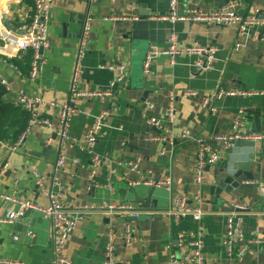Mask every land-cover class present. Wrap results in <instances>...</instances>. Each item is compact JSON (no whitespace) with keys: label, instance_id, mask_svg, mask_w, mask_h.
<instances>
[{"label":"crops","instance_id":"1","mask_svg":"<svg viewBox=\"0 0 264 264\" xmlns=\"http://www.w3.org/2000/svg\"><path fill=\"white\" fill-rule=\"evenodd\" d=\"M231 0H180V13L200 9L216 11ZM237 12L243 17L264 19V0H235ZM33 0H0V33L7 30L19 34L33 15ZM168 0H55L48 21L50 47L44 52V63L38 79H31V50L19 52L10 45L0 44V75L6 79L10 91L3 97L5 103L17 106L20 91L39 98V117L50 122L36 124L25 142L12 151L13 145L0 142V170L8 169L0 186V219L18 204L5 201L2 196H14L18 201L47 206L49 199L37 189L34 172L46 177L45 188L55 194L57 177L62 187V202L72 208L120 206L130 204L143 214L154 217L146 222L118 225L99 214L86 217L78 223L68 239L64 257L70 264H104L105 251L112 229L117 234L115 248L117 264H168L175 238L184 233L204 229L206 264H264V245L253 244L251 252L238 259L235 253L227 256L223 247L228 215L211 202L210 189L217 179L242 174L239 186L233 191L231 203L236 208H247L243 220L241 245L264 240V198L258 185L264 182V142L238 141L231 149L213 141L233 131L234 120L240 111L246 115L244 131L264 135V27L252 29L249 36H241L237 26L218 27L204 23L171 24ZM92 12L93 22L89 50L81 62L82 73L78 92H108L104 101L79 98L77 113L70 122V140L64 155L63 168L57 167L59 149V110L52 104H64L71 96L72 77L76 64L79 38L86 15ZM148 24L147 42L134 47L127 29L133 21ZM174 30L183 47L210 46L217 50L211 69L197 72L196 57L182 56L174 64L167 56L152 62L145 74L143 64L152 49H168V35ZM258 30L261 38L252 34ZM1 42V40H0ZM237 45H240L238 48ZM114 69H106L111 66ZM118 64L122 65L119 66ZM136 65L141 72L130 74L124 89L112 87L120 75V67ZM141 81V83H140ZM252 92L249 97H229L214 100L218 90ZM187 93H196L195 98ZM171 98H174L176 119L168 125L171 133L189 132L211 142L220 160L206 169L203 184L196 183L195 168L199 146L195 142H177L174 146L150 138L159 134L147 126L144 117L164 120ZM209 98L210 105L202 106ZM154 108L146 112L147 105ZM212 108L214 111H212ZM107 117L98 142L90 151L85 140L96 118ZM102 159L100 167L92 159ZM129 162L138 163L137 172L126 169ZM173 182V199L182 196L192 207L201 208L204 216L195 222L187 216L179 222L156 213L168 210L172 194L164 189L146 185L131 187V183L145 180ZM136 198L147 201L150 209ZM131 229V240L124 239ZM51 221L42 214L28 212L15 225L0 224V260L17 264H53L50 247ZM31 232L34 236L29 237ZM18 237V241L14 238ZM239 249V246H238Z\"/></svg>","mask_w":264,"mask_h":264},{"label":"built area","instance_id":"2","mask_svg":"<svg viewBox=\"0 0 264 264\" xmlns=\"http://www.w3.org/2000/svg\"><path fill=\"white\" fill-rule=\"evenodd\" d=\"M55 0H33L34 9L31 21L29 24L23 26L20 29L19 34H13L7 30L0 33V40L4 46H14L19 52L31 50L33 52V60L31 64V79L35 81L38 79L41 71V66L44 63V52L49 49L50 43L48 38V21L53 8ZM92 3L98 0H90ZM169 11L168 15L164 18L171 24L175 25L178 23H204L207 25H213L218 27H231L237 26L241 36H249L252 33V29L264 27V19H260L255 16L243 17L238 14V2L235 0L229 1L226 5L216 11L206 12L200 9L187 10L186 13H180V0H168ZM96 20L92 12L86 15L83 23L82 33L79 38V45L76 54V64L74 74L72 77V92L70 98L64 104H52L59 110V149L60 158L57 162L58 168H63L65 165L64 150L69 144L70 140V122L72 117L77 113V102L79 98L87 99H99L104 101L112 94L108 92H78L76 86L80 82L82 67L81 62L85 58L89 50L90 36L92 31L93 22ZM254 38H261L259 31H254L252 34ZM168 49L165 51H158L156 49L150 50L145 62L143 64V71L145 74H149L151 71L152 62L159 56H167L170 58V63L174 64L176 58L196 57L197 62L195 64L197 72H203L211 69L212 63L215 60L217 50L210 46H188L183 47L178 39L177 34L174 30L168 35ZM239 48L240 45H237ZM106 69H114L113 64L111 66H104ZM124 69H120V75L116 79V82L112 84L114 87L116 84H120L124 78ZM0 85L5 89L6 92L10 91V87L6 79L0 75ZM187 97L195 98L196 93H187ZM252 92H238L234 90H225L220 88L216 93L214 100L221 101L224 98L229 97H249L252 96ZM40 99L29 97L24 92L20 91L16 95L17 106L31 114L32 120L30 121L29 127L25 133H23L15 146L12 147V151H16L26 140L28 133L32 130L36 124H46L51 127L50 122L43 120L39 117L38 107L40 105ZM210 105L209 98L203 100L202 106L204 108ZM154 108L153 104L147 105V111ZM212 111L214 109L212 108ZM107 117V113H103L96 118L94 126L87 132L85 140L88 149L91 151L92 148L97 144L98 137L103 127L104 121ZM145 122L151 129H156L159 134L150 138L151 141H161L164 143L171 144L174 146L177 142H195L199 146L197 154V163L195 168L196 183L201 185L205 181L206 169L214 166L219 160V152L213 148L211 142L200 136L193 135L189 132H183L175 135L168 129V125L174 123L176 119V108L174 106V98H171L167 115L164 120H159L155 117L147 118L144 117ZM246 124V115L244 111H240L234 120L233 131L228 135H220L213 138L214 142L224 145L225 149H231L238 141H257L264 142V135L256 133H248L244 131ZM93 165L98 168L102 164L100 156L95 155L92 159ZM131 172H137L138 163L134 164L129 162L126 166ZM8 169V165H4L0 170V186L2 179ZM36 179L37 189L42 192L49 199L47 206H39L33 202L18 201L14 196L4 195L2 198L8 202H15L18 204L16 211H10L5 219H0V224L15 225L19 220L24 218L28 212H36L42 214L45 218L51 221V242L50 247L53 254V264H70V262L64 257V249L70 236L75 231L79 222L84 220L86 217L99 214L106 216L111 222L117 221L119 218L127 217H138L142 215V211L135 209L130 204H124L120 206L104 204L103 206H87L83 208H72L62 202V187L57 177L53 178V185L59 187L60 192L55 194L45 188L46 177L42 174L34 172ZM146 185L153 188L164 189L172 194V205L164 211L156 213L157 215L169 217L176 222L184 219L187 216H191L195 222H200L204 216L201 208L192 207L187 202V199L182 196L174 197L173 199V182L171 179L166 180H145L135 183H131V187ZM258 190L262 198H264V182L258 185ZM239 212L230 213L228 215L226 235L223 240V247L227 252V256H232L237 253L238 259L243 258L246 254L252 253L251 246L253 244L264 245V240L258 239L247 244L241 245L243 241V220L242 217L245 213H251L247 208H237ZM152 215V214H151ZM112 229L110 241L105 251V262L104 264H117V254L115 248L116 240V225ZM27 236L33 237L31 232L27 233ZM204 229L201 227L197 233H184L177 237V247L171 251L169 255L168 264H206L205 256V243H204ZM132 234L131 229L127 227L124 239L129 242ZM18 241V237L14 238ZM239 246V249H238ZM0 264H17V262L0 260Z\"/></svg>","mask_w":264,"mask_h":264},{"label":"water","instance_id":"3","mask_svg":"<svg viewBox=\"0 0 264 264\" xmlns=\"http://www.w3.org/2000/svg\"><path fill=\"white\" fill-rule=\"evenodd\" d=\"M127 35L129 38H132L134 47H137L136 49H141L140 42H147L149 40L148 37V24L147 22H144L143 20L140 21H133L131 22L130 26L127 29ZM119 66H122L118 64ZM123 68V67H120ZM124 69V78L122 82L120 83V90L124 89L125 84L128 82L130 78V74L134 77L137 75V72H141L140 68L134 65V67L130 68H123ZM141 83V81H140ZM242 174H236L235 176H225L220 177L216 180L214 185L210 189V195H211V202L215 204L218 208H220L222 211L227 213H234L239 212L240 209H237L235 206L231 203V198L233 199V191L238 188L239 182L238 180L241 178ZM134 203H142L144 209H150V198L147 201L140 200L136 198ZM154 217L159 216H152L147 214H142L138 217H127V218H119L118 225H127L128 223L132 222H146L148 220L153 219ZM111 221V220H108ZM174 246L177 247V238H175Z\"/></svg>","mask_w":264,"mask_h":264},{"label":"trees","instance_id":"4","mask_svg":"<svg viewBox=\"0 0 264 264\" xmlns=\"http://www.w3.org/2000/svg\"><path fill=\"white\" fill-rule=\"evenodd\" d=\"M5 94V89L0 85V142L15 146L20 136L27 131L32 116L19 106L5 103Z\"/></svg>","mask_w":264,"mask_h":264}]
</instances>
